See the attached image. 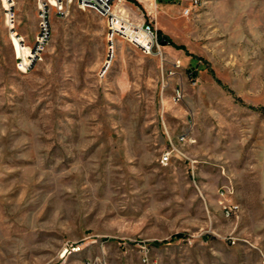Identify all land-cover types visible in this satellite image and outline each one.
<instances>
[{
	"label": "rangeland",
	"instance_id": "obj_1",
	"mask_svg": "<svg viewBox=\"0 0 264 264\" xmlns=\"http://www.w3.org/2000/svg\"><path fill=\"white\" fill-rule=\"evenodd\" d=\"M153 2L0 0V264H264V0Z\"/></svg>",
	"mask_w": 264,
	"mask_h": 264
},
{
	"label": "built area",
	"instance_id": "obj_2",
	"mask_svg": "<svg viewBox=\"0 0 264 264\" xmlns=\"http://www.w3.org/2000/svg\"><path fill=\"white\" fill-rule=\"evenodd\" d=\"M40 4L41 15L43 17V35L40 37V43L44 42L46 36H48V18L50 14V9L53 8L57 15L64 16L71 10L73 4H77L82 9H90L98 14L107 18L109 23V40L114 43V39L117 35L127 37L134 43L139 44L146 50H151L153 43L148 46L140 43L134 36L146 37L150 42V37L155 38V42L159 45L163 43V38L161 39L158 34V30L154 29L151 24H146L143 22L139 28H133L123 22L124 15L121 11H117V7L121 4L122 0H38ZM150 4L154 6L153 0H149ZM120 10V9H119ZM118 24L119 27H116ZM37 53V50H35ZM179 139H185V135H180ZM171 147L166 149L160 157V161L163 164H167L173 156L179 155L181 153L178 147L171 140ZM238 209V205L232 201H228L224 204V210L227 215H232ZM58 264H65L63 261Z\"/></svg>",
	"mask_w": 264,
	"mask_h": 264
},
{
	"label": "trees",
	"instance_id": "obj_3",
	"mask_svg": "<svg viewBox=\"0 0 264 264\" xmlns=\"http://www.w3.org/2000/svg\"><path fill=\"white\" fill-rule=\"evenodd\" d=\"M130 1H132V2H134V3H136V0H130ZM158 34H159V37L162 39H164L163 40V43H164V41L166 40V37L162 34V32H160V31H158Z\"/></svg>",
	"mask_w": 264,
	"mask_h": 264
},
{
	"label": "bare ground",
	"instance_id": "obj_4",
	"mask_svg": "<svg viewBox=\"0 0 264 264\" xmlns=\"http://www.w3.org/2000/svg\"><path fill=\"white\" fill-rule=\"evenodd\" d=\"M10 1V0H9Z\"/></svg>",
	"mask_w": 264,
	"mask_h": 264
}]
</instances>
